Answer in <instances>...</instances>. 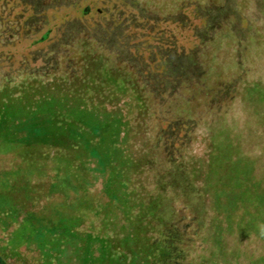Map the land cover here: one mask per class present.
I'll return each mask as SVG.
<instances>
[{
	"label": "rangeland",
	"instance_id": "obj_1",
	"mask_svg": "<svg viewBox=\"0 0 264 264\" xmlns=\"http://www.w3.org/2000/svg\"><path fill=\"white\" fill-rule=\"evenodd\" d=\"M136 1L133 8L121 0H78L75 6L47 8L37 17L33 7L22 0H0V85L6 80L16 84L27 78L26 72L38 71L29 75L41 79L65 69L67 45L60 44L54 51L47 47L66 35L62 25L74 19L88 24L108 18L120 21L131 15L134 20H126L122 34L128 45L136 47L130 53L144 59L157 54L153 53L156 45L172 47L174 55L195 52L198 42L193 29L200 23L192 18L188 26H182L177 20H163V15L180 12L188 2L197 7L222 3ZM48 3L43 1V5ZM240 4L246 7L249 23L242 37L243 49L237 50L230 35L220 32L198 44L204 88L197 91L194 87L187 95L178 82L169 80L167 86L174 99L186 100L185 107L195 113L174 117L181 122L179 128L168 137L161 135L159 144L164 148L151 154L147 151L146 157L133 150L136 136L127 142L126 126L116 112H97L96 120L101 121L91 127L77 122L75 116L83 99L60 97L50 86L35 85L21 95L10 91L9 96H0V256L5 260L0 264H92L99 258L97 242L73 227L97 222L99 216V223H114V230L127 233L131 228H125L122 216L125 196L130 195H125L126 189V193L136 189L137 200L147 199L157 180L161 183L156 194L159 200L175 196L171 197L175 226L188 219V210L193 213L195 206L203 207L206 235L202 238L199 231L182 230L184 234L175 242L176 255L181 257L177 264H264V0H240ZM99 10L108 11L97 19ZM231 21L226 19L224 26ZM238 66L240 73L235 72ZM231 74L237 76L229 85ZM187 83L192 86L193 81ZM158 86L157 94L163 97L165 87ZM120 98L110 99L125 104V98ZM110 115L120 119L109 125L105 120ZM50 121L57 124L50 125ZM30 123L36 128L40 124L39 136L31 137ZM158 126L162 131L166 124ZM55 134L58 140L46 138ZM55 151L62 156H53ZM209 151L212 158L206 164ZM36 156H41L37 166L23 163ZM169 165L173 168L167 172ZM185 172L195 190L202 186L197 202L179 188ZM161 212L162 218L169 217L170 209L163 207ZM103 226L101 230H106ZM127 244L132 249L128 264H147L138 258L133 244Z\"/></svg>",
	"mask_w": 264,
	"mask_h": 264
},
{
	"label": "trees",
	"instance_id": "obj_2",
	"mask_svg": "<svg viewBox=\"0 0 264 264\" xmlns=\"http://www.w3.org/2000/svg\"><path fill=\"white\" fill-rule=\"evenodd\" d=\"M43 1L22 0L24 4L33 7V11H35L34 13H36L35 15L37 17H39V13L44 12L47 8L75 6L78 2V0H48V5H43ZM121 1L133 8L137 6L136 0ZM182 9L180 12L176 11L177 13L175 14H164L163 20H177L180 21L182 26H188L187 22L192 18L197 20L200 25L197 26L198 28L193 29V34L197 37L195 40L198 42L193 47V50H197L195 52L190 51L174 55L175 52L172 47L168 46L164 48L156 45L153 47V53L156 52L157 54L144 59L140 55L130 53L129 49L134 48V52L136 47L128 45L126 35L124 36V33L122 34L128 26L127 23H131L134 20L131 15L125 18L122 17L123 19L121 18L120 21L115 20L117 18H108L102 23L95 21L88 24L84 20L74 19L62 25V28L65 29L63 34L66 35H62L56 42L49 43L47 47L49 50L54 51L60 44H64V47L67 45L68 51L65 53V62L63 65L65 69H62L59 73L57 72V75L52 74L41 79L31 77V75H36L38 71L26 72L27 74L25 76L27 78L21 79L16 84H12L7 80V82L3 81L0 85V96L4 94L9 96L10 91H15L17 95H21L29 91L33 86L35 87V85L40 87L45 86L48 89L51 87L60 97L66 96L69 98V96H76L77 99H83V103L78 104V107L74 111L77 122H85L91 127H96L99 126L98 122L101 121L100 119L96 120L98 116L96 114L97 112L101 113L103 109L106 112H116L122 119L110 115L105 121L110 125L120 119V122L126 126L125 130L128 134L127 136L130 138L127 142L131 143L132 138L137 137L136 140H133L134 143H131L133 144V150L141 153L142 157L147 156V151L150 154L152 152L156 153L164 148L163 143L159 144V142H162L161 135L168 137L175 129L179 128L178 126L181 122L177 121L174 117L182 113L187 114V112L195 113V110L185 107L186 100L180 102V100L174 99L172 88H167L170 85L169 80H173L172 83L178 82L179 85L181 84V92L183 94H190L194 87L197 91L202 90L204 88L202 86L204 69L196 55L199 53L201 43L214 39L218 32H220L224 36L226 34L230 35L229 37L232 38L230 41L234 42L237 50H240V48L243 49L244 47L242 37L245 36L246 32L248 33L247 28L249 27V23L244 15L246 7L240 4V0H222V3L215 7H211L209 3H203L197 7L193 3L188 2ZM105 11L99 10L96 15L97 19H100L101 13ZM256 11L260 12L259 7L256 8ZM119 14L121 15L122 12L119 11L117 15ZM155 18L156 15H154L153 19ZM226 19L228 21L232 20L226 24L227 27L224 26ZM42 38H44V35ZM199 43L200 45H198ZM238 67V70L235 71L236 73H240L241 71V67ZM234 74H231L229 77V85H231V80L233 81L235 76H237ZM188 81H193L192 86L190 85L191 87L188 85ZM158 85L165 87L166 93L163 94V97L157 94ZM159 91L161 90L159 89ZM112 96L125 98L123 99L125 104H116V102L111 101L110 98ZM122 98L119 100L122 101ZM90 101H93V103L91 102L92 105H90ZM176 104H179L178 107ZM174 107L177 108L175 109ZM63 113L60 112L61 115ZM49 123L50 125L57 124L56 121H50ZM159 123L166 124L164 130L160 131ZM28 125L27 130L30 129V131H33L31 137L40 135L39 132L37 133V131H40V124L37 125L38 128L33 123ZM58 126L59 124L56 127ZM45 131L46 133L43 131L41 134H48L50 127H47ZM50 136L46 138H50L51 140L54 138L56 140L59 139L57 134L52 137ZM144 139H147V142H144ZM30 146H33V144ZM54 149L60 150L58 147ZM59 154L55 151L53 156H62ZM39 157L36 156L34 160L33 158L27 161L22 158V160L27 166H37L38 161L41 160ZM211 158L212 156L209 151L207 153L206 164ZM170 163L174 164V162ZM176 166L175 164L173 167ZM173 167L172 165L167 166V172H170ZM207 168H205V171L208 170ZM181 177L182 181L180 182L179 188L182 193L187 198H192L194 202L200 200L201 198L199 196L202 186L200 185L195 190V187L190 184V176L186 172ZM160 186L161 183L158 180L154 181L152 188L155 190H153V193L147 199L144 197L145 200L144 198H141L143 200H137L134 197V195H138V193L135 194L136 189H134L135 192L129 191V193H126V189L125 195H130L129 197L128 195L125 196L126 201L122 208V211L125 212L122 216L124 217L123 220H125V228H131L127 233L122 234L118 230H114L111 227L114 223H108L106 221L103 224L99 223L97 219L99 216L96 217L98 223L87 221L82 224L77 223L76 227H73L74 231H81L79 233H83L91 240L97 242L99 246V258L91 262L92 264H128V261H131L132 249L128 248V246L126 247L128 245L127 242L133 244V247L138 253V258L147 260V264H177V261L181 257H177L176 255L178 249L175 247V242L177 244L178 238L182 236V233L184 234L185 230L190 232L199 231L202 235L201 237H205L206 226L204 219L201 218L203 212L202 205H199V208L195 206V209L192 207L195 210L193 213L191 210H188V213L190 212L188 219L175 226L173 221L176 211L171 200L174 194L169 198L166 197L167 200L165 201L159 200L156 194L159 192L158 188ZM163 207L165 211L166 209H170V212H168L169 217H161L160 213H163L161 212ZM102 226L106 227V230L103 228L101 230ZM115 227L121 228L118 224H115ZM176 227L181 231L179 229L177 230ZM112 231L113 234L111 233ZM117 233L119 234L117 235ZM0 261L2 263L5 262L1 256ZM180 264H184V262Z\"/></svg>",
	"mask_w": 264,
	"mask_h": 264
}]
</instances>
